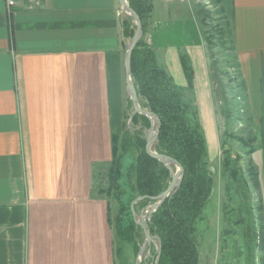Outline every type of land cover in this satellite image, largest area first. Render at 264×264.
I'll return each mask as SVG.
<instances>
[{
  "label": "crops",
  "instance_id": "1",
  "mask_svg": "<svg viewBox=\"0 0 264 264\" xmlns=\"http://www.w3.org/2000/svg\"><path fill=\"white\" fill-rule=\"evenodd\" d=\"M215 2L232 33L256 129L249 159L259 183L264 235V0ZM177 4L184 9L176 18L187 17L191 0ZM122 19L119 0H42L36 10L12 15L0 0V264H118L119 245L126 243L114 235L99 177L106 178L124 121ZM152 32L147 40L161 68L186 89L183 56L160 47L161 29ZM187 51L190 89L203 90L196 117L222 191L212 163V139L221 124L211 103L209 63L200 44Z\"/></svg>",
  "mask_w": 264,
  "mask_h": 264
},
{
  "label": "trees",
  "instance_id": "2",
  "mask_svg": "<svg viewBox=\"0 0 264 264\" xmlns=\"http://www.w3.org/2000/svg\"><path fill=\"white\" fill-rule=\"evenodd\" d=\"M127 2L138 15L142 25V37L131 54L132 82L141 108L154 113L160 121L158 137L152 148L158 154L173 158L183 168L179 187L151 214L147 228L151 236L160 239L161 250L157 264H199L195 224L201 218L204 205L219 179L216 177L213 186L211 173L207 169L210 162L206 140L192 102L158 64L153 42L150 44L147 41L146 34L153 8L152 0H127ZM122 26L124 37L131 38L136 28L132 18L122 19ZM226 29V41L228 39L233 51L232 33L227 25ZM181 59L184 76L190 88L192 68L184 57ZM128 103L131 105L129 99ZM132 124L140 125V129L137 128L132 132L123 123L120 136L114 138L112 160L106 174V186L99 191L117 204L116 215L110 221L116 239L121 243L132 245L136 254L141 244L140 240L143 242V233L133 219L131 203L137 197H142L134 204L133 209L136 214L144 211L154 202L152 198L157 197L167 188L171 176L163 164L150 157L145 151L143 132L150 127L148 119L135 115ZM126 155L131 161L125 169H122V158ZM221 165L223 169L220 179H225L223 191L226 197L229 191L227 179H234L235 171L230 169L227 158L221 161ZM247 171L253 179L254 189L259 191L257 174L252 164ZM260 241L261 243L264 241L263 233Z\"/></svg>",
  "mask_w": 264,
  "mask_h": 264
},
{
  "label": "rangeland",
  "instance_id": "3",
  "mask_svg": "<svg viewBox=\"0 0 264 264\" xmlns=\"http://www.w3.org/2000/svg\"><path fill=\"white\" fill-rule=\"evenodd\" d=\"M215 4V0H191L192 10L187 12V17L181 15L180 18H176V13L184 9V6L177 3H166L163 0H152L153 8L146 37L151 38V33L154 34L153 27L159 31L161 29L159 32L161 37L158 40L160 47L175 48L174 51L181 54L188 63L187 48L195 44L204 47L209 63L207 71L210 74L208 87L212 95L211 103L214 102V106H212L213 109L215 108V115L221 124H218L220 125V133L217 131L218 137L213 136L212 139L214 143L216 142L214 148L215 154H217H214L216 159L212 163L218 167L221 173L223 166L220 162L227 158L230 162V169L235 171L234 179H227L230 186L228 185L229 191L226 197H224V189L222 188L220 191V186L217 183L204 205L201 218L195 224L199 264H263V249L260 244L263 233V211L260 209L258 191L254 189L253 179L247 171L252 164L249 155L256 151V146L253 144V135L256 129H253L251 117L248 115V99L244 92L241 71L239 65L234 62V52L228 39L226 41L227 29L224 27L225 23ZM119 12L123 19L131 18L125 12L120 10ZM156 24L157 26H155ZM130 39L127 37L124 39L126 45ZM147 41L152 44L150 39ZM157 62L163 67L161 61ZM188 65L190 66V64ZM200 86L193 89L186 86L191 95L192 107L197 112L196 97L203 94ZM178 87L186 97L187 90L182 86ZM252 89L254 97L253 91H256L254 85ZM128 99L129 95L126 93L123 123L133 132L137 128L140 129V125L131 124L128 126L129 116L133 111L132 104L128 103ZM209 115L207 113V122ZM213 116L212 121L215 122V116ZM215 125L217 126L216 122ZM215 125H212L211 134H214ZM224 126H227V129ZM201 131L204 133L203 130ZM208 153L209 158H212L211 148ZM261 158L259 154H256L255 159L258 162H261ZM130 161L129 156H124L122 169H125ZM221 180L223 187L225 179ZM99 185L106 186L104 176L99 177ZM102 196L109 202L110 215L113 220L117 212V204L110 197L104 194ZM142 212L146 214L145 210ZM139 214H136L137 219ZM140 243L142 244V240ZM148 250L147 257H145L147 250L141 255V264L152 263L153 244ZM137 254L138 252L135 254L132 245H119L118 264H136Z\"/></svg>",
  "mask_w": 264,
  "mask_h": 264
},
{
  "label": "water",
  "instance_id": "4",
  "mask_svg": "<svg viewBox=\"0 0 264 264\" xmlns=\"http://www.w3.org/2000/svg\"><path fill=\"white\" fill-rule=\"evenodd\" d=\"M119 10L126 13V15L130 16L133 19V22L135 24V31L129 41V43L125 46V53H124V74H125V81H126V92L129 95V99L132 104L133 111L129 116L128 120V126L132 124V119L135 115H141L148 119L150 123V127L148 129H144L145 133V151L146 153L163 164L170 173L171 181L168 184L167 188L157 197L152 198L154 201L153 203L149 204L145 211L146 214L143 212L139 214L138 219L136 218V213L134 212L133 206L136 202L142 199V197H137L132 203H131V211L133 219L140 227L143 233V242L141 246L139 247L137 258H136V264L140 263L141 255L147 250V254L145 257L148 256V248L151 244H153L155 249V257L152 260L151 264H157L159 257H160V239L158 237L151 236L148 228L147 223L151 218V214L164 202V200L171 196L176 189L179 187L182 175H183V168L182 166L173 158L166 156L164 154H158L156 151L153 150L152 146L153 143L157 140L159 129H160V121L158 117L152 113L149 110L141 108L138 100V95L136 92V89L132 82L131 77V54L137 43L142 37V25L140 22V19L138 15L129 7L127 0H119ZM208 171L211 173L213 186L216 183V171L215 168L209 164L207 166Z\"/></svg>",
  "mask_w": 264,
  "mask_h": 264
},
{
  "label": "built area",
  "instance_id": "5",
  "mask_svg": "<svg viewBox=\"0 0 264 264\" xmlns=\"http://www.w3.org/2000/svg\"><path fill=\"white\" fill-rule=\"evenodd\" d=\"M8 15L17 10L33 11L41 6L42 0H2ZM189 0H164L166 3H184Z\"/></svg>",
  "mask_w": 264,
  "mask_h": 264
}]
</instances>
